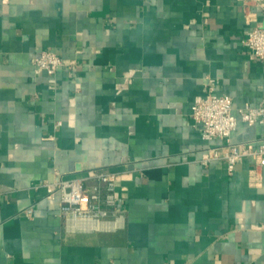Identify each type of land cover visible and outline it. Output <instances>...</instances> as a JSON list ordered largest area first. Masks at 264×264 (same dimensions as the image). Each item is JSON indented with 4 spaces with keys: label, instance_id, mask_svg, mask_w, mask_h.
<instances>
[{
    "label": "crops",
    "instance_id": "1",
    "mask_svg": "<svg viewBox=\"0 0 264 264\" xmlns=\"http://www.w3.org/2000/svg\"><path fill=\"white\" fill-rule=\"evenodd\" d=\"M258 25L264 0H0V264H264V167L205 165L226 141L191 117L210 93L236 116L262 101ZM95 169L117 176L125 226L68 234L38 186Z\"/></svg>",
    "mask_w": 264,
    "mask_h": 264
},
{
    "label": "built area",
    "instance_id": "2",
    "mask_svg": "<svg viewBox=\"0 0 264 264\" xmlns=\"http://www.w3.org/2000/svg\"><path fill=\"white\" fill-rule=\"evenodd\" d=\"M245 46L251 55L264 62V25L254 27L247 35ZM64 65L63 59L52 51H43L34 59L36 69L54 77ZM191 117L206 142L225 140L226 145L213 149L205 161L223 162L229 175L235 173L244 159H254L257 167H264V140L236 144L231 140L238 120L248 127L264 125V98L255 107L246 104L234 114L233 99L213 93L194 103ZM46 191V200L59 201V217L68 234L111 233L124 228L125 214L120 207V186L117 176L105 169L65 175L53 181H42L38 189ZM32 217L34 206L23 212Z\"/></svg>",
    "mask_w": 264,
    "mask_h": 264
}]
</instances>
